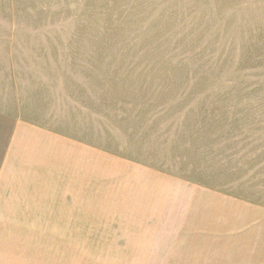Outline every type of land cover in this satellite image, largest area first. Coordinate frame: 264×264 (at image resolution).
Returning a JSON list of instances; mask_svg holds the SVG:
<instances>
[{
	"label": "rangeland",
	"instance_id": "374dc122",
	"mask_svg": "<svg viewBox=\"0 0 264 264\" xmlns=\"http://www.w3.org/2000/svg\"><path fill=\"white\" fill-rule=\"evenodd\" d=\"M170 260L264 264V0H0V264Z\"/></svg>",
	"mask_w": 264,
	"mask_h": 264
},
{
	"label": "crops",
	"instance_id": "0c3cea01",
	"mask_svg": "<svg viewBox=\"0 0 264 264\" xmlns=\"http://www.w3.org/2000/svg\"><path fill=\"white\" fill-rule=\"evenodd\" d=\"M177 262L179 263V261H176V260H170L169 262H168V261H162L161 263H162V264H166V263L177 264Z\"/></svg>",
	"mask_w": 264,
	"mask_h": 264
}]
</instances>
